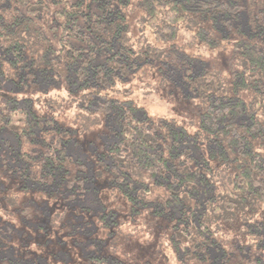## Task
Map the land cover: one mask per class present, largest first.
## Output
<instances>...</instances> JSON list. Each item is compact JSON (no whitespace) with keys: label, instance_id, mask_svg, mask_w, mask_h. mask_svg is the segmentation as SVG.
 I'll return each instance as SVG.
<instances>
[{"label":"trees","instance_id":"obj_1","mask_svg":"<svg viewBox=\"0 0 264 264\" xmlns=\"http://www.w3.org/2000/svg\"><path fill=\"white\" fill-rule=\"evenodd\" d=\"M130 4L0 0V80L45 92L56 84L114 87L150 64L160 84L177 79L186 86L198 113V129L189 134L170 118L140 111L132 99L103 97L89 110L103 130L87 164L67 152L69 131L37 113L29 98L1 102L0 128L16 138L21 202L2 207L15 196L0 198V264H18L17 241L28 235L27 220L40 215L27 203L30 190L36 201L58 189L84 191L97 172L107 175L110 187L126 186L123 200L132 217L150 211L162 220L175 264H264L261 217L238 214L240 208L253 215L264 210V0H134L152 41L130 38ZM181 29L209 48L222 38L231 43L223 73L194 67L195 57L176 44ZM221 166L230 172L224 188L212 180ZM158 203L163 207L152 206ZM57 211L33 228L34 245L40 232L54 242L34 251L43 262L30 264H62L57 248L63 243L78 253L75 264H139L109 251L116 211L103 212L89 238L73 233L64 217L54 223ZM107 213L113 221L104 218ZM216 220L237 236L222 241ZM99 228L106 234L97 240Z\"/></svg>","mask_w":264,"mask_h":264},{"label":"rangeland","instance_id":"obj_2","mask_svg":"<svg viewBox=\"0 0 264 264\" xmlns=\"http://www.w3.org/2000/svg\"><path fill=\"white\" fill-rule=\"evenodd\" d=\"M127 14L130 23V38L134 40L139 35H144L148 41H152L153 35L150 29L145 26L141 12L135 6L134 0H131ZM222 40L218 47L209 48L202 43L194 42L190 30L181 29L176 44L195 57L194 67L196 69L204 66L220 70L223 73L227 62H231L232 56L230 57L231 43L227 39L222 38ZM0 86V105L9 97L29 98V104L37 113L53 118L55 126L66 128L69 131L70 139L66 145L67 152L80 157L87 164L90 163L92 155L95 153V145L92 141L101 137L103 130L100 120L89 110L98 100L106 96L132 99L140 107V111L151 116L170 118L189 134H194L198 129V113L193 94L177 79H173L169 84H160L154 67L150 64L143 65L132 77L114 87L77 88L76 84L70 86L56 84L45 92L42 87H22L5 80H0ZM245 96L249 95L245 93ZM15 146L16 138L7 129L0 128V198L2 199L6 194L15 196L13 202L1 203L2 207L13 208L17 206L18 202H21L20 198H17L19 179L14 169L16 165L14 161ZM88 174L93 173L89 170ZM229 175V169L226 166H221L212 180L220 188H224L228 186ZM106 181L110 182L107 175L97 172L92 179L85 181L87 189L84 191L74 190L71 187L66 190L58 189L46 196L36 195L35 198L39 201L34 199V194L30 190L26 196L27 203L35 204L40 215H36L35 222L32 221V218L27 220L26 232L28 235L17 241V245L21 247L18 249V253H15L18 264H30L33 259H37L39 262L45 260V256L34 251L49 248V243L54 241L47 234L44 235L43 232H40L41 238H38L36 241L38 244L34 245L32 232L34 227L44 223L51 209L61 210L54 213V223H58L64 217V223L69 225L70 230L81 238H89L97 227V219L103 212L114 210L116 211L115 217L118 215L119 218L115 228H112L115 223L109 224V227L112 228L109 237L113 236L114 238L109 244V251L122 259L125 257V259L136 261L139 264H175L170 245L167 244V233L162 230L165 226L162 220L159 217H153L150 211H143L139 216L132 217L128 210V204L123 200V190L126 186L117 188L115 185H111L110 187ZM153 205L163 207L159 203ZM162 214L159 213V215ZM238 214L241 219L253 220V218L261 217L264 233V210L261 215H253L248 214L246 209L240 208ZM0 217L2 218L1 215ZM3 217L9 218V215L3 214ZM104 218L114 220V216H111L110 213H107ZM10 219L15 222L14 216H10ZM216 226V234L222 241H227L236 235L233 229L226 227L220 220H216ZM105 234L99 228L96 234L97 240H100ZM45 236L48 237V240L44 238ZM70 248L67 243H63L57 248V254L61 255L59 261L61 262L63 259L62 264H75L77 261L78 253ZM24 255L25 257L20 260L19 258Z\"/></svg>","mask_w":264,"mask_h":264}]
</instances>
